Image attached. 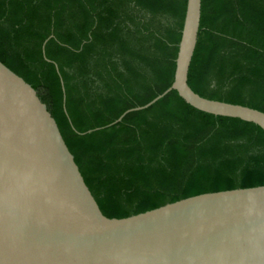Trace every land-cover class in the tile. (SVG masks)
Wrapping results in <instances>:
<instances>
[{
  "label": "trees",
  "instance_id": "16d2710c",
  "mask_svg": "<svg viewBox=\"0 0 264 264\" xmlns=\"http://www.w3.org/2000/svg\"><path fill=\"white\" fill-rule=\"evenodd\" d=\"M185 8L186 0H0V63L46 106L106 218L264 186V132L199 112L174 91L111 125L172 84ZM187 85L264 113V0H201Z\"/></svg>",
  "mask_w": 264,
  "mask_h": 264
},
{
  "label": "water",
  "instance_id": "95a60500",
  "mask_svg": "<svg viewBox=\"0 0 264 264\" xmlns=\"http://www.w3.org/2000/svg\"><path fill=\"white\" fill-rule=\"evenodd\" d=\"M200 7L186 0L170 87L111 125L174 91L199 112L264 132V113L202 98L187 85ZM0 264H264V186L106 218L46 106L0 63Z\"/></svg>",
  "mask_w": 264,
  "mask_h": 264
}]
</instances>
